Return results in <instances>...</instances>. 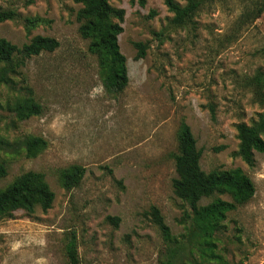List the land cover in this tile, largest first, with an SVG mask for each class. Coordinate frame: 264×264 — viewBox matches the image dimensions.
<instances>
[{"label":"rangeland","instance_id":"obj_1","mask_svg":"<svg viewBox=\"0 0 264 264\" xmlns=\"http://www.w3.org/2000/svg\"><path fill=\"white\" fill-rule=\"evenodd\" d=\"M109 2L125 11L119 45L129 83L118 95L106 93L97 57L80 35V4L0 0V11L18 15L0 23L1 37L17 46L38 35L59 42L54 52L27 61L14 89L0 86V139L10 143L0 147L8 168L0 188L35 171L55 193L48 211L37 207L0 218V264H69L65 246L72 234L80 264H160L166 242L151 208L173 236L185 233L187 206L174 193L172 159L183 121L202 153L203 171L240 168L255 185L254 197L229 213L216 233L222 264H264V154L255 153L253 167L237 156V125H250L264 110L250 81L264 71V0H207L186 27L171 23L165 0ZM27 18L42 21L27 31ZM135 43L147 45L143 59H136ZM26 88L44 111L20 121L13 108L29 94ZM27 136L48 143L36 158L21 149ZM73 165L86 172L65 190L58 171ZM215 198L232 201L215 195L200 205ZM180 264L219 263H204L189 248Z\"/></svg>","mask_w":264,"mask_h":264},{"label":"trees","instance_id":"obj_2","mask_svg":"<svg viewBox=\"0 0 264 264\" xmlns=\"http://www.w3.org/2000/svg\"><path fill=\"white\" fill-rule=\"evenodd\" d=\"M82 7L78 11L80 35L89 40V51L98 60L103 86L106 93L121 94L128 86V68L126 57L119 45V36L123 33L122 22L125 11L114 8L109 0H74ZM207 0H187L181 6L175 0H165V5L173 14L171 23L176 27H186L193 20L201 5ZM142 5L144 0H141ZM261 14V12H260ZM154 15V12H153ZM259 16V15H258ZM257 16V17H258ZM18 18L14 10H1L0 23ZM39 18H27L24 25L27 31L36 28ZM59 42L52 37L35 36L29 43L17 46L0 36V86L14 89V77L18 76L28 60L43 52H54ZM136 59L146 56L147 45L135 43ZM257 97L264 102V71L258 72L251 80ZM28 86V85H26ZM29 94L19 98L13 111L20 121L43 114V106ZM239 140L237 156L248 166L255 165V153L264 154V110L250 125H237ZM178 150L172 154L177 177L173 180L175 195L187 206L182 220L185 233L181 237L173 236L163 216L156 207L149 214L161 230L166 242V250L160 264H180L182 256L190 248L199 253L202 262L224 263L217 254L216 233L229 213L248 203L255 195L253 181L242 169L212 170L208 173L201 168L202 153L190 126L181 122L177 133ZM10 143L0 139V147L8 149ZM48 146L42 137L27 136L22 140L21 149L27 158H36ZM85 168L73 165L58 171V180L65 190L77 187L85 175ZM8 175V168L0 161V182ZM215 195H228L232 201L215 198L207 205H200L204 198ZM55 193L51 189L46 175L28 171L17 176L9 185L0 188V218L10 217L18 211L34 213L37 207L43 211L52 208ZM117 224L119 219L109 218ZM69 264H80L76 235L72 234L65 246Z\"/></svg>","mask_w":264,"mask_h":264}]
</instances>
